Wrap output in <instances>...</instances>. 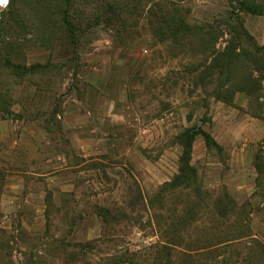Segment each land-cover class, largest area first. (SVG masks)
Returning a JSON list of instances; mask_svg holds the SVG:
<instances>
[{
	"label": "rangeland",
	"instance_id": "obj_1",
	"mask_svg": "<svg viewBox=\"0 0 264 264\" xmlns=\"http://www.w3.org/2000/svg\"><path fill=\"white\" fill-rule=\"evenodd\" d=\"M11 1L0 9V121L13 122L0 144V264H264V138L239 121L263 114L264 83L233 104L215 98L200 64L230 35L203 50L175 30L181 17L223 20L235 0ZM238 13L264 44V15ZM199 128L221 148L196 134L183 178Z\"/></svg>",
	"mask_w": 264,
	"mask_h": 264
},
{
	"label": "trees",
	"instance_id": "obj_2",
	"mask_svg": "<svg viewBox=\"0 0 264 264\" xmlns=\"http://www.w3.org/2000/svg\"><path fill=\"white\" fill-rule=\"evenodd\" d=\"M11 3L10 0L8 7L11 6ZM232 6L234 10L228 13L224 12L223 20L214 17V22L199 26L191 24L187 18L181 17L179 19V30L175 29L181 37L185 38L197 34V40L203 50H207L208 40L213 45L215 41L217 44L219 41L217 39L224 36L225 32L230 35V39L223 49H214L213 45V51L207 60L208 62L205 63V58H203V62L200 64L203 69L199 74L202 81L207 79L209 83L214 85L211 90L212 96L228 104H233L234 95L237 91L252 95L261 90L264 83V44L258 43L254 35L246 28L245 21L238 13V11H245L264 15V0H235L232 1ZM165 23L168 24V21L165 20ZM223 25L227 30H222ZM216 33H219V35ZM259 96L262 95L259 93ZM263 114L259 116L263 117ZM196 134L203 135L208 146L221 148V145L212 134L202 128L196 129L190 134L188 133L186 135L188 141L185 144V151L181 156L183 178L189 176V171H193L189 160L191 158L192 139ZM263 155L257 154L256 156L259 188H262L264 184L262 177L264 175Z\"/></svg>",
	"mask_w": 264,
	"mask_h": 264
},
{
	"label": "crops",
	"instance_id": "obj_3",
	"mask_svg": "<svg viewBox=\"0 0 264 264\" xmlns=\"http://www.w3.org/2000/svg\"><path fill=\"white\" fill-rule=\"evenodd\" d=\"M264 43V42H262ZM235 101L242 106H247L248 104V99L246 95L243 94H238L235 97ZM252 119V120H249ZM240 123H255L259 122V139L264 138V114L263 117H259V120L256 118H247V117H242L241 120L239 119ZM13 130V122L11 119H4L0 121V144L6 140L12 133Z\"/></svg>",
	"mask_w": 264,
	"mask_h": 264
},
{
	"label": "built area",
	"instance_id": "obj_4",
	"mask_svg": "<svg viewBox=\"0 0 264 264\" xmlns=\"http://www.w3.org/2000/svg\"><path fill=\"white\" fill-rule=\"evenodd\" d=\"M10 4V0H8V3L7 4H0V9H5L9 6Z\"/></svg>",
	"mask_w": 264,
	"mask_h": 264
},
{
	"label": "snow or ice",
	"instance_id": "obj_5",
	"mask_svg": "<svg viewBox=\"0 0 264 264\" xmlns=\"http://www.w3.org/2000/svg\"><path fill=\"white\" fill-rule=\"evenodd\" d=\"M6 2H7V0H0V4H4Z\"/></svg>",
	"mask_w": 264,
	"mask_h": 264
},
{
	"label": "clouds",
	"instance_id": "obj_6",
	"mask_svg": "<svg viewBox=\"0 0 264 264\" xmlns=\"http://www.w3.org/2000/svg\"><path fill=\"white\" fill-rule=\"evenodd\" d=\"M8 3V0H7V2L6 3H4V4H7Z\"/></svg>",
	"mask_w": 264,
	"mask_h": 264
}]
</instances>
